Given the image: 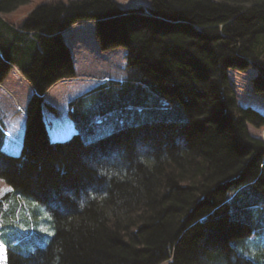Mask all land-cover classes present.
<instances>
[{
  "label": "trees",
  "instance_id": "trees-1",
  "mask_svg": "<svg viewBox=\"0 0 264 264\" xmlns=\"http://www.w3.org/2000/svg\"><path fill=\"white\" fill-rule=\"evenodd\" d=\"M29 1L0 0V13ZM80 21L102 50L127 49L128 73L71 100L78 131L53 141L44 94L76 75L63 31ZM13 66L35 92L0 179L55 233L27 254L8 245L7 264H264L236 245L264 227V143L248 128L264 126V0L47 2L19 27L0 17V83ZM134 110L147 119L86 142L91 122Z\"/></svg>",
  "mask_w": 264,
  "mask_h": 264
},
{
  "label": "rangeland",
  "instance_id": "rangeland-1",
  "mask_svg": "<svg viewBox=\"0 0 264 264\" xmlns=\"http://www.w3.org/2000/svg\"><path fill=\"white\" fill-rule=\"evenodd\" d=\"M51 1L55 0H30L28 3L18 6L14 11L2 15L9 23L21 26L23 19L32 10ZM56 1L67 3L69 0ZM118 1L124 7L133 5L149 7L151 5V0ZM70 28V34L73 37L66 38L71 46L76 65V75L58 80L49 87L44 97L46 99L45 119L50 128L51 138L54 140L69 138L73 133L71 131L72 122L66 119V105L71 99L107 77L121 79L128 73L126 67L127 49L117 47L106 51L102 50L96 38L95 23L93 21H80L68 29ZM76 29L78 33L74 34L73 32H76ZM16 72H12L6 80V86L13 89V95L0 93V120L5 122L6 128L12 134L11 137L6 138L0 130V150L14 155L20 154L25 129L24 112L29 99L35 92L30 81ZM234 73V77L241 86L245 85L251 77L247 71ZM19 106L24 111H20ZM140 113L143 114L142 111H130L127 117L119 116L120 113H114L99 122H91L90 128L84 132V138L86 142H92L126 125L143 122L147 118H138L137 115ZM56 116V121H54L52 118ZM248 128L251 135L264 143V126L257 127L254 124H248ZM13 138L18 139L20 143ZM2 195H6L3 199L4 204L6 201L4 208L6 206L10 210L13 205L18 204V211L13 215H9V211L5 209V212L0 214V238L22 254L34 251L37 245L47 244L49 239L43 240L40 235L52 236L55 233L53 220L48 210L31 196L12 193L11 187L0 179V196ZM25 212L31 216V223L27 222V218H24ZM251 214L253 217H257L256 211L253 210ZM30 225H33V227ZM9 241L11 242L8 243ZM236 245L238 251L245 257L257 262L264 261V228ZM7 253V248L0 240V264H7ZM161 264H168V261Z\"/></svg>",
  "mask_w": 264,
  "mask_h": 264
},
{
  "label": "crops",
  "instance_id": "crops-1",
  "mask_svg": "<svg viewBox=\"0 0 264 264\" xmlns=\"http://www.w3.org/2000/svg\"><path fill=\"white\" fill-rule=\"evenodd\" d=\"M1 17V16H0ZM15 67V68H14ZM14 67H12V70H11V72L9 73V75L12 73V72H16V73H20V74H22V71H20V69L17 67V66H14ZM8 75V76H9ZM8 76L6 77V79L2 82V83H0V93H3V94H11V95H13V93H12V91H13V89H11V88H9V87H7L6 86V80L8 79ZM6 94V95H7ZM0 125H2V126H4L5 128H6V126H5V122H3V121H1L0 120ZM1 214H3L2 212H1Z\"/></svg>",
  "mask_w": 264,
  "mask_h": 264
},
{
  "label": "bare ground",
  "instance_id": "bare-ground-1",
  "mask_svg": "<svg viewBox=\"0 0 264 264\" xmlns=\"http://www.w3.org/2000/svg\"><path fill=\"white\" fill-rule=\"evenodd\" d=\"M0 16H1V18L3 17V19L4 20H6L7 21V19L2 15V13H0ZM24 20V19H23ZM18 26V25H17ZM19 27V26H18ZM69 30V31H68ZM70 31H71V28L70 29H66V30H64L63 31V35H64V37L66 38H72L73 36L70 34ZM74 34H76V33H78V31H77V29H76V32H73ZM25 215H27V216H29V217H31L29 214H27L26 212H25Z\"/></svg>",
  "mask_w": 264,
  "mask_h": 264
}]
</instances>
